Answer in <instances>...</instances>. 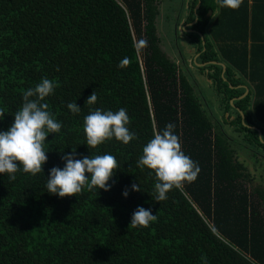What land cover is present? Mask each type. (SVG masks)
I'll list each match as a JSON object with an SVG mask.
<instances>
[{"label": "trees", "instance_id": "trees-1", "mask_svg": "<svg viewBox=\"0 0 264 264\" xmlns=\"http://www.w3.org/2000/svg\"><path fill=\"white\" fill-rule=\"evenodd\" d=\"M200 1L196 10L199 0H184L176 37L184 20L191 65L206 64L195 69L210 81L214 114L198 98L190 68L183 72L163 51L157 0H0V130L43 77L55 82L44 102L63 125L46 138L42 172L18 171L14 181L0 174V264H202V257L264 264V0H241L237 9ZM93 91L97 100L88 104ZM72 102L79 113L68 109ZM121 107L136 139L88 148L84 117ZM170 122L200 171L157 202L155 176L136 162ZM72 151L116 157L110 190L47 192L49 170L63 168L62 155ZM138 206L158 219L133 228Z\"/></svg>", "mask_w": 264, "mask_h": 264}, {"label": "clouds", "instance_id": "clouds-1", "mask_svg": "<svg viewBox=\"0 0 264 264\" xmlns=\"http://www.w3.org/2000/svg\"><path fill=\"white\" fill-rule=\"evenodd\" d=\"M241 0H217L219 8H239ZM219 9H217L218 11ZM127 63V58L119 66ZM55 90V82L43 77L34 87H29L22 93V106L15 112L14 121L7 130H0V174H7L9 181L16 179V173L23 171L35 176L43 171L42 166L47 161L44 150L46 138L51 133H58L62 122L48 110L44 101ZM97 95L88 96L86 102L94 104ZM68 109L76 114L81 107L76 102L69 103ZM4 114L0 112V120ZM130 117L127 109L117 111L95 108L84 117L83 131L88 148H96L106 140L115 139L124 145L136 139L128 125ZM175 125L168 123L162 131L154 134L142 149L137 167L149 169V175H154L155 201L160 202L168 198L172 189L182 187L184 182H192L200 171L199 165L182 150L179 137L174 132ZM75 151L65 153L61 159L63 168L52 167L47 176L46 189L50 194L73 196L85 187L89 191L95 189L110 190L108 183L119 168L117 159L110 153L76 158ZM87 173V175H86ZM133 191H141L139 184L131 185ZM122 195L127 198L129 191L125 189ZM158 219L152 208L138 206L133 212L130 225L133 228H146ZM202 264L207 260L202 257Z\"/></svg>", "mask_w": 264, "mask_h": 264}, {"label": "rangeland", "instance_id": "rangeland-1", "mask_svg": "<svg viewBox=\"0 0 264 264\" xmlns=\"http://www.w3.org/2000/svg\"><path fill=\"white\" fill-rule=\"evenodd\" d=\"M159 2L160 16L157 20V29L158 36L161 39V46L164 52L171 58L174 62H176L180 69L183 72H186V67L190 68V73L187 75L191 78V82L195 86V92L197 93L198 98L208 109V113H217L216 110V101L215 94L213 89L210 86V81L205 78V75L202 74L195 69L196 62L194 64V68L191 65L193 60L191 58L190 50L188 47L187 39L183 36L182 32L185 31L189 26L184 25L183 21L178 26L179 37H176V28L179 18L182 19L184 13L183 3L184 0H157ZM211 16V15H210ZM193 51H191L192 53ZM198 64V63H197ZM227 116V114H226ZM241 158L248 162L250 168L253 170L254 162L249 157L245 151L238 150ZM257 184V183H256Z\"/></svg>", "mask_w": 264, "mask_h": 264}, {"label": "water", "instance_id": "water-1", "mask_svg": "<svg viewBox=\"0 0 264 264\" xmlns=\"http://www.w3.org/2000/svg\"><path fill=\"white\" fill-rule=\"evenodd\" d=\"M201 5V1L199 0V3H198V5H197V7H196V10L199 8V6ZM212 14V12H209V16ZM197 21V20H196ZM196 21L195 22H193L192 24H190V26H193L195 23H196ZM202 37V36H201ZM202 39H203V37H202ZM212 64H217V63H215V62H213ZM196 65H197V67H203V66H205L206 64H197L196 63ZM221 66L223 67V72H225V70H226V67H225V65H223V64H221ZM247 93V92H246ZM245 93V94H246ZM241 114H242V112H241ZM242 116H243V114H242Z\"/></svg>", "mask_w": 264, "mask_h": 264}, {"label": "flooded vegetation", "instance_id": "flooded-vegetation-1", "mask_svg": "<svg viewBox=\"0 0 264 264\" xmlns=\"http://www.w3.org/2000/svg\"><path fill=\"white\" fill-rule=\"evenodd\" d=\"M185 31H187V32H190L191 30H186V29H184Z\"/></svg>", "mask_w": 264, "mask_h": 264}]
</instances>
